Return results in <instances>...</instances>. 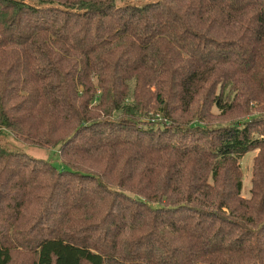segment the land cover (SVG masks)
Returning a JSON list of instances; mask_svg holds the SVG:
<instances>
[{
    "label": "trees",
    "instance_id": "trees-1",
    "mask_svg": "<svg viewBox=\"0 0 264 264\" xmlns=\"http://www.w3.org/2000/svg\"><path fill=\"white\" fill-rule=\"evenodd\" d=\"M0 264H264V0H0Z\"/></svg>",
    "mask_w": 264,
    "mask_h": 264
},
{
    "label": "rangeland",
    "instance_id": "rangeland-1",
    "mask_svg": "<svg viewBox=\"0 0 264 264\" xmlns=\"http://www.w3.org/2000/svg\"><path fill=\"white\" fill-rule=\"evenodd\" d=\"M22 148H24L29 154L38 157V158H55L52 149H39L36 147H27L24 144H20ZM256 152H249L246 155H244L240 159L241 168L243 171V178H242V189L241 193L245 197L250 196V190H251V178H252V165H253V158ZM54 163L59 166L56 161L54 160ZM60 167V166H59Z\"/></svg>",
    "mask_w": 264,
    "mask_h": 264
}]
</instances>
